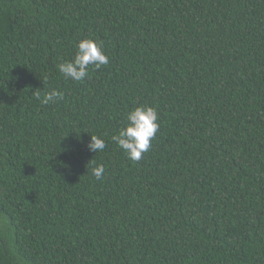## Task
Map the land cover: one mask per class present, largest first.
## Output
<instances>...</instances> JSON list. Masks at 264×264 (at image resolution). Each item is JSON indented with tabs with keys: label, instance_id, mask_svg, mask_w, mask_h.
I'll list each match as a JSON object with an SVG mask.
<instances>
[{
	"label": "trees",
	"instance_id": "obj_1",
	"mask_svg": "<svg viewBox=\"0 0 264 264\" xmlns=\"http://www.w3.org/2000/svg\"><path fill=\"white\" fill-rule=\"evenodd\" d=\"M0 264H264V0H0Z\"/></svg>",
	"mask_w": 264,
	"mask_h": 264
},
{
	"label": "clouds",
	"instance_id": "obj_2",
	"mask_svg": "<svg viewBox=\"0 0 264 264\" xmlns=\"http://www.w3.org/2000/svg\"><path fill=\"white\" fill-rule=\"evenodd\" d=\"M109 58L104 52L102 41L94 38L82 39L78 42L77 51L73 59L66 60L57 65L58 70L66 78L73 81L82 82L89 74V66L94 65L97 69L108 64ZM36 98L42 104L54 103L62 100L63 93L53 90L44 94L43 99L39 93ZM127 124L113 136L116 144L125 151L128 158L138 161L142 154L147 152L151 146V140L155 137L158 129V113L154 107L139 106L128 112ZM106 147L105 141L97 136H91L90 150L102 151ZM103 165H98L93 169V175L97 180L104 175Z\"/></svg>",
	"mask_w": 264,
	"mask_h": 264
}]
</instances>
